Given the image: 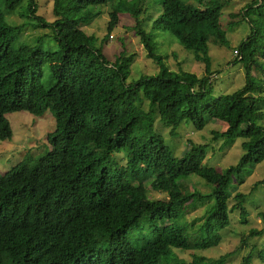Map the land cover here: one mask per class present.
<instances>
[{
	"label": "trees",
	"instance_id": "trees-1",
	"mask_svg": "<svg viewBox=\"0 0 264 264\" xmlns=\"http://www.w3.org/2000/svg\"><path fill=\"white\" fill-rule=\"evenodd\" d=\"M0 1V140L13 136L9 114L51 112L56 126L44 155L0 174V264H225L233 253L217 260L197 253L221 244L231 211L247 220V197L236 192L264 162V0L252 1L239 15L251 28L236 49L245 85L218 95L210 80V43L228 42L221 19L230 0H158L154 29L170 33L194 54L205 66L202 78L171 71L155 53L139 20L138 0H52L51 24L29 0L34 28L52 30L57 53L22 44L25 28L7 24L5 13H15L25 0ZM115 1L109 32L118 27V16H130L146 58L158 67L155 76L127 83L134 57L122 53L110 62L96 38L82 31L100 16L89 9ZM47 66L50 86L43 84ZM143 99L148 111L140 106ZM155 118L175 130L185 122L196 130L223 122L227 129L215 138L225 137L227 147L242 140L244 154L224 171L204 165L207 146L192 144L177 157L155 131ZM191 176L213 190H190ZM258 186L264 188V178L253 189ZM148 190L167 197L149 199ZM205 205L202 218L186 222ZM180 252L193 253V260ZM258 259L264 263V251Z\"/></svg>",
	"mask_w": 264,
	"mask_h": 264
},
{
	"label": "rangeland",
	"instance_id": "rangeland-1",
	"mask_svg": "<svg viewBox=\"0 0 264 264\" xmlns=\"http://www.w3.org/2000/svg\"><path fill=\"white\" fill-rule=\"evenodd\" d=\"M117 1L112 5L89 9L88 12L94 11L100 16L89 25L82 27V31L87 36L96 38L97 46H103V54L110 62L114 63L122 53L134 57L127 83H132L144 76H155L158 73V67L146 58V52L133 30L135 23L130 16H118V27L109 32L110 15ZM138 1L143 7V14L139 20L143 21L144 30L152 39L155 53L164 59L169 69L174 72L191 73L201 78L206 77L205 66L196 62L193 53L186 51L185 47L170 33L154 29L153 23L161 14L160 2L158 0ZM252 1L254 0H230L222 11L221 26L228 35V42L223 47L212 43V40L210 43L213 74L210 80L215 84V95L233 93L245 85L244 65L235 64L238 57L235 52L241 43L250 36L251 28L248 22H242V17L239 15ZM28 3L29 0H25L15 13H5L7 24L11 27L25 28L19 38L22 44L31 48L41 47L57 53L58 48L52 40V30L34 28L37 22L31 19L27 13ZM35 4L38 17L43 18L49 24L55 21L52 15V0H35ZM0 9L4 10L2 1H0ZM233 16H237V18ZM248 19L253 20L254 16L250 14ZM231 23L239 25L231 28L229 26ZM44 72L43 84L50 86V82L53 81L50 66L45 67ZM140 106L144 111H148L146 99L141 102ZM6 118L12 127L13 136L11 139L0 140V174L2 175L10 172L26 158L34 159L32 161L34 163L36 159L44 155L51 147L48 136L56 127L51 112H47L43 117H35L25 112L13 113L7 115ZM153 126L158 134L164 136L166 144L177 157L186 155L192 144L207 146L208 153L204 165L219 171L236 165L244 154L241 146L242 140L227 147L225 146V137L215 138L216 133H224L227 129V125L223 122L211 121L203 130H196L191 123L185 122L175 130L155 118ZM263 178L264 162L254 168L252 174L247 177L246 182L236 192L247 197L245 205V209L248 210L247 220L243 221L239 211H231V225L220 233L221 244L206 252H198V255L209 260H217L226 254L233 253L225 264H243L245 259L250 262L249 264H264L258 259V254L264 251V188L258 186L253 189L254 184ZM189 179L190 190L197 189L204 194L213 190L199 177L191 176ZM166 197L167 195L164 193L147 191V198L152 200L166 199ZM234 206L235 201L232 200L230 209ZM205 211L206 205L199 206L197 211L187 217L186 222L199 220L204 216ZM179 255L188 262L193 260L191 252H180Z\"/></svg>",
	"mask_w": 264,
	"mask_h": 264
},
{
	"label": "clouds",
	"instance_id": "clouds-1",
	"mask_svg": "<svg viewBox=\"0 0 264 264\" xmlns=\"http://www.w3.org/2000/svg\"><path fill=\"white\" fill-rule=\"evenodd\" d=\"M236 53V52H235ZM236 55L238 56V54L236 53Z\"/></svg>",
	"mask_w": 264,
	"mask_h": 264
}]
</instances>
